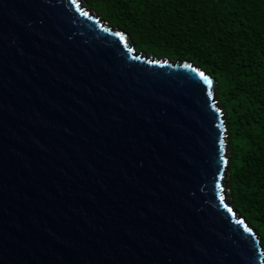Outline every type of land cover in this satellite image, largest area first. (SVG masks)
Returning a JSON list of instances; mask_svg holds the SVG:
<instances>
[{
  "label": "water",
  "instance_id": "water-1",
  "mask_svg": "<svg viewBox=\"0 0 264 264\" xmlns=\"http://www.w3.org/2000/svg\"><path fill=\"white\" fill-rule=\"evenodd\" d=\"M217 87L81 0H0V264H264Z\"/></svg>",
  "mask_w": 264,
  "mask_h": 264
},
{
  "label": "trees",
  "instance_id": "trees-1",
  "mask_svg": "<svg viewBox=\"0 0 264 264\" xmlns=\"http://www.w3.org/2000/svg\"><path fill=\"white\" fill-rule=\"evenodd\" d=\"M137 50L191 61L217 80L227 186L264 245V0H83Z\"/></svg>",
  "mask_w": 264,
  "mask_h": 264
},
{
  "label": "rangeland",
  "instance_id": "rangeland-1",
  "mask_svg": "<svg viewBox=\"0 0 264 264\" xmlns=\"http://www.w3.org/2000/svg\"><path fill=\"white\" fill-rule=\"evenodd\" d=\"M81 4H84L83 3V0H81ZM228 149H227V154H228ZM227 173H226V176H225V178H224V185H225V191H224V193H225V197L227 198V199H229L230 200V194H229V189H228V187H227Z\"/></svg>",
  "mask_w": 264,
  "mask_h": 264
}]
</instances>
